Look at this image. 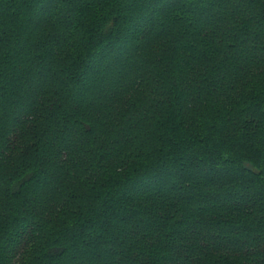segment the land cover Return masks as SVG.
Returning <instances> with one entry per match:
<instances>
[{
	"label": "trees",
	"instance_id": "1",
	"mask_svg": "<svg viewBox=\"0 0 264 264\" xmlns=\"http://www.w3.org/2000/svg\"><path fill=\"white\" fill-rule=\"evenodd\" d=\"M0 264H264V0H0Z\"/></svg>",
	"mask_w": 264,
	"mask_h": 264
}]
</instances>
